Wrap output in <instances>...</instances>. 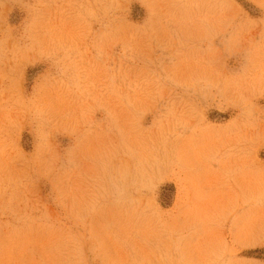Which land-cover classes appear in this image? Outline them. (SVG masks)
I'll return each mask as SVG.
<instances>
[{"label":"rangeland","instance_id":"1","mask_svg":"<svg viewBox=\"0 0 264 264\" xmlns=\"http://www.w3.org/2000/svg\"><path fill=\"white\" fill-rule=\"evenodd\" d=\"M0 264H264V0H0Z\"/></svg>","mask_w":264,"mask_h":264}]
</instances>
